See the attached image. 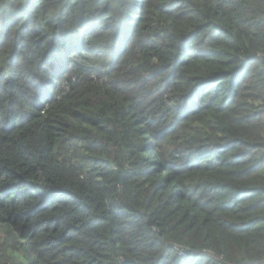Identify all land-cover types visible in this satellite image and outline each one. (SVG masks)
<instances>
[{
	"label": "trees",
	"instance_id": "obj_1",
	"mask_svg": "<svg viewBox=\"0 0 264 264\" xmlns=\"http://www.w3.org/2000/svg\"><path fill=\"white\" fill-rule=\"evenodd\" d=\"M0 264H264V0H0Z\"/></svg>",
	"mask_w": 264,
	"mask_h": 264
},
{
	"label": "clouds",
	"instance_id": "obj_2",
	"mask_svg": "<svg viewBox=\"0 0 264 264\" xmlns=\"http://www.w3.org/2000/svg\"><path fill=\"white\" fill-rule=\"evenodd\" d=\"M174 247L178 251V254L180 256H186L188 254V252L190 251L188 248H186L182 245L175 244Z\"/></svg>",
	"mask_w": 264,
	"mask_h": 264
},
{
	"label": "water",
	"instance_id": "obj_3",
	"mask_svg": "<svg viewBox=\"0 0 264 264\" xmlns=\"http://www.w3.org/2000/svg\"><path fill=\"white\" fill-rule=\"evenodd\" d=\"M126 174H127L126 169H124L123 172H120L118 169H116V179L120 185L123 183Z\"/></svg>",
	"mask_w": 264,
	"mask_h": 264
}]
</instances>
